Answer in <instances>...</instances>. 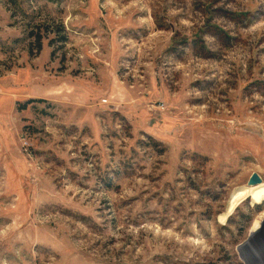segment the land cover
Here are the masks:
<instances>
[{
  "label": "rangeland",
  "instance_id": "1",
  "mask_svg": "<svg viewBox=\"0 0 264 264\" xmlns=\"http://www.w3.org/2000/svg\"><path fill=\"white\" fill-rule=\"evenodd\" d=\"M253 174L264 0H0V264H264Z\"/></svg>",
  "mask_w": 264,
  "mask_h": 264
},
{
  "label": "bare ground",
  "instance_id": "2",
  "mask_svg": "<svg viewBox=\"0 0 264 264\" xmlns=\"http://www.w3.org/2000/svg\"><path fill=\"white\" fill-rule=\"evenodd\" d=\"M264 183V182H263ZM263 183H259V184H253V183H250L248 184V187H243L239 190H237L233 196L231 197V201H230V205H229V208H228V212L227 214L225 213V215H223L220 220L221 221H225L227 216H229L234 208H236L240 203L244 202L245 200H247L252 192V189H254L255 187H259L261 185H263ZM219 220V221H220ZM261 220H258V221H255V224L252 228V233L253 235H255L256 237L259 235V232L262 231V226H261Z\"/></svg>",
  "mask_w": 264,
  "mask_h": 264
},
{
  "label": "water",
  "instance_id": "3",
  "mask_svg": "<svg viewBox=\"0 0 264 264\" xmlns=\"http://www.w3.org/2000/svg\"><path fill=\"white\" fill-rule=\"evenodd\" d=\"M262 182V179L258 174H253L250 178V181L248 184L253 183V184H259Z\"/></svg>",
  "mask_w": 264,
  "mask_h": 264
}]
</instances>
